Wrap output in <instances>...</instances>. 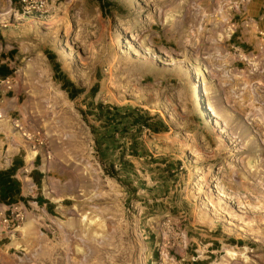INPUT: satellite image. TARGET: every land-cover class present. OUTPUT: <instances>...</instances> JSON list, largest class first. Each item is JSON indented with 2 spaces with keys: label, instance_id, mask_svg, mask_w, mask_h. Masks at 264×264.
<instances>
[{
  "label": "rangeland",
  "instance_id": "obj_1",
  "mask_svg": "<svg viewBox=\"0 0 264 264\" xmlns=\"http://www.w3.org/2000/svg\"><path fill=\"white\" fill-rule=\"evenodd\" d=\"M7 29L0 62L12 47L49 76L21 144L45 174H18L0 264H264V0H50L43 17L0 0Z\"/></svg>",
  "mask_w": 264,
  "mask_h": 264
},
{
  "label": "crops",
  "instance_id": "obj_2",
  "mask_svg": "<svg viewBox=\"0 0 264 264\" xmlns=\"http://www.w3.org/2000/svg\"><path fill=\"white\" fill-rule=\"evenodd\" d=\"M241 10L234 14L230 12L228 19L233 22L234 17L244 16L245 12ZM9 29L2 33L0 40L7 41L10 39ZM14 48H9L7 52V58L0 62V178L3 184L0 185V218L5 217L6 212L15 210L19 207L17 199L22 198V192L20 194H12L6 196V193H2L11 185L12 182H18L20 184V178L18 174L21 169L26 166L32 165L29 175L41 178L45 173L41 169L44 165H39L41 159L40 155L36 156L32 162H28V150L22 146V142H30L33 137L30 134H35L41 130L43 117H40L38 110L35 107V103L39 102L38 88L44 84V79L49 76L48 71L39 64L38 61L31 60L30 62L21 65L22 57L19 56ZM3 52V50L1 51ZM18 55V57H16ZM13 60H12V59ZM12 86V87H11ZM3 88L6 89L3 91ZM6 98V96H8ZM22 137L24 140H22ZM59 139V138H58ZM55 142V137L50 138V141ZM54 142H51L52 145ZM33 147L30 145V148ZM36 148V146L34 147ZM25 156V157H24ZM38 160V161H37ZM69 160L66 158H57L56 161L50 166L51 170L59 169L58 176L53 179V192L60 194L61 190L57 186L58 184L66 183L69 181ZM11 173H7L14 169ZM65 180V178H67ZM40 180V179H39ZM5 184V186H4ZM20 189V187H19ZM41 199L48 200L46 197H40ZM39 198L35 199V205H39L37 202ZM45 207L52 209L53 204H44ZM43 205V206H44ZM1 224V223H0ZM3 225V224H1ZM5 229V226L3 225Z\"/></svg>",
  "mask_w": 264,
  "mask_h": 264
},
{
  "label": "built area",
  "instance_id": "obj_3",
  "mask_svg": "<svg viewBox=\"0 0 264 264\" xmlns=\"http://www.w3.org/2000/svg\"><path fill=\"white\" fill-rule=\"evenodd\" d=\"M16 3L24 16L37 15V16H47L50 10V0H16ZM13 218L4 219L3 223L8 231L11 228L18 230L23 222V215L21 213L13 214ZM3 233H0V237Z\"/></svg>",
  "mask_w": 264,
  "mask_h": 264
},
{
  "label": "trees",
  "instance_id": "obj_4",
  "mask_svg": "<svg viewBox=\"0 0 264 264\" xmlns=\"http://www.w3.org/2000/svg\"><path fill=\"white\" fill-rule=\"evenodd\" d=\"M68 84H69V86H72L74 88V90H75V94H73V95L70 94V98L71 99H75L79 94L82 93L81 90L75 89V86L72 85V83H68ZM99 107H100L101 110H105L106 109L103 105H100ZM107 110L109 111L110 108L107 107ZM116 112H118V110H116ZM108 117L110 118V121H111V120H116L118 116H115V115L112 116L111 113H108ZM133 124L139 125L141 128H147V129H149V130H151V131H153L154 133H157V134L161 131L160 129H157L156 128V125L155 124L150 123L149 120L142 121V117L141 116H136V119H135V121H134ZM162 132H167V128L165 127V125H162ZM13 170H15V168L12 169V170H10L7 173H11ZM2 184H3V181L0 178V185H2ZM10 184L11 185H9L8 188H6L4 190L1 189L2 193L3 192H4V194L6 193V196H10L12 194L19 195L20 194V189H19L20 184L18 182H16V181L13 182V183L11 182ZM4 186H5V184H4ZM37 202L39 203L40 206H42L44 204H48L50 206V203L48 201H46L44 199H41V198H39L37 200Z\"/></svg>",
  "mask_w": 264,
  "mask_h": 264
},
{
  "label": "bare ground",
  "instance_id": "obj_5",
  "mask_svg": "<svg viewBox=\"0 0 264 264\" xmlns=\"http://www.w3.org/2000/svg\"><path fill=\"white\" fill-rule=\"evenodd\" d=\"M195 90H198V84H196ZM199 101H200V100H199ZM199 101H198V102H199ZM36 156H37L36 153H32V154H30V155L28 156V158H27L28 162H29V163L32 162V161L35 159ZM84 221H85V219H84ZM28 227H29V226H27L25 230H27ZM228 255H230V257L232 258L235 254L229 252Z\"/></svg>",
  "mask_w": 264,
  "mask_h": 264
}]
</instances>
